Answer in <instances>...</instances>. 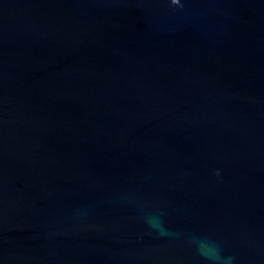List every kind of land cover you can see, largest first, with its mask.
I'll use <instances>...</instances> for the list:
<instances>
[{
    "label": "water",
    "instance_id": "1",
    "mask_svg": "<svg viewBox=\"0 0 264 264\" xmlns=\"http://www.w3.org/2000/svg\"><path fill=\"white\" fill-rule=\"evenodd\" d=\"M0 264H264V0H0Z\"/></svg>",
    "mask_w": 264,
    "mask_h": 264
}]
</instances>
